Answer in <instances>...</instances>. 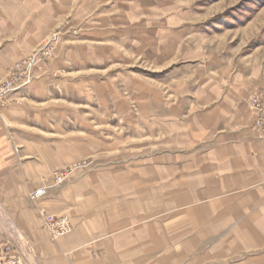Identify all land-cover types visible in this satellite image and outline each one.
<instances>
[{"label": "crops", "instance_id": "crops-1", "mask_svg": "<svg viewBox=\"0 0 264 264\" xmlns=\"http://www.w3.org/2000/svg\"><path fill=\"white\" fill-rule=\"evenodd\" d=\"M205 8L0 0V82L69 20L45 74L0 112V256L9 245L26 264H264V130L248 100L264 89V22ZM239 27L248 35L229 40ZM50 216L72 232L53 239Z\"/></svg>", "mask_w": 264, "mask_h": 264}, {"label": "rangeland", "instance_id": "rangeland-1", "mask_svg": "<svg viewBox=\"0 0 264 264\" xmlns=\"http://www.w3.org/2000/svg\"><path fill=\"white\" fill-rule=\"evenodd\" d=\"M172 2L176 3H187L188 6L192 7L195 6L196 4H203V5H208L209 9L207 10L206 8L204 9L205 12H202L203 14L205 13L204 18H207V14L211 13L213 10L214 13H219L214 16V19L219 16L220 19H224L226 17H230L231 20H233L236 24V26H242L245 22L249 21H255L253 25H259L264 22V0H172ZM219 7V9H217ZM216 9L218 12H216ZM207 10V11H206ZM261 13V14H260ZM212 15V13L209 15V17ZM69 21V20H68ZM67 20L64 21V23H60V27L57 29H54L48 36H46L35 48H33L30 51H23L24 56L19 57L11 66L9 69L8 73L6 76L3 78V80L0 82V89L3 86L4 83H6L8 80L11 78L17 79L15 80L16 83L18 84H23L27 79H31L32 82L30 85L27 87L23 88L19 92L29 88L32 86L37 80H39L47 71V69L50 67L51 62L55 59L56 52L58 48L61 45L62 42V37L64 34V27L67 26ZM252 25V26H253ZM229 40L233 39L234 37L238 41V37H246L248 33H245L243 29L236 28L233 32L229 33ZM227 39V40H228ZM52 40V48L53 51L52 53L40 60H32L33 55L44 48L45 44L49 41ZM223 42V40L221 41ZM51 47V45H50ZM50 50V48H49ZM26 61L27 64L23 66V69L18 70L19 64L22 62ZM1 93V92H0ZM13 92L10 90L6 91L5 94L1 96L0 95V112L2 109L7 106V104L10 101V97ZM249 104L251 111L255 115V126L258 129L264 130V128H260L257 126V121L261 118V109L264 108V89L263 88H257L253 89V92H251L249 96ZM63 104V103H60ZM64 106V105H63ZM62 106V107H63ZM65 107V106H64ZM94 109V108H93ZM62 111V110H61ZM97 111H99L97 109ZM79 112L81 114L84 113V110L80 108ZM263 116V115H262ZM94 125V124H93ZM116 125V124H113ZM139 144V143H138ZM89 166H91V163L87 160L82 161L71 168H65L63 170L55 172V185L56 184V179L58 177H61L63 179L62 184L69 178V176L73 173L75 170L79 169H86ZM59 184V185H62ZM58 186V185H57ZM66 218V217H63ZM72 232V231H71ZM70 234V233H69ZM56 240V239H55Z\"/></svg>", "mask_w": 264, "mask_h": 264}, {"label": "built area", "instance_id": "built-area-1", "mask_svg": "<svg viewBox=\"0 0 264 264\" xmlns=\"http://www.w3.org/2000/svg\"><path fill=\"white\" fill-rule=\"evenodd\" d=\"M52 40H49L44 48H42L41 50L37 51L32 57V60H40V59H44L46 57H48L52 51ZM51 45V47H50ZM50 48V50H49ZM27 64L26 61L22 62L21 64H19L18 66V70L19 69H23V66H25ZM14 78H11L10 80H8L6 83L3 84V86L0 89V95H6L5 92L6 91H13V92H19L20 90H22L23 88L27 87L28 85L31 84L32 80L31 79H27L23 84H18L15 82ZM263 115V116H262ZM257 126L260 128H264V108L261 109V118L257 121ZM63 179L61 177H58L56 179V184H62ZM46 191L47 188H43L40 189L38 191H36L33 194V198H40L43 197L44 195H46ZM46 224H47V228L49 230V233L51 235V237L53 239H60L63 238L64 236L68 235L69 233H71L72 231V226L69 222V220L67 218H63V217H58V218H53V217H46ZM26 264L23 260V258L21 257V255L19 254L18 251H16L15 249L11 248L9 245H6L3 247V256H0V264Z\"/></svg>", "mask_w": 264, "mask_h": 264}]
</instances>
